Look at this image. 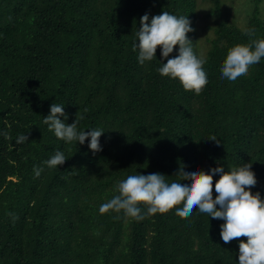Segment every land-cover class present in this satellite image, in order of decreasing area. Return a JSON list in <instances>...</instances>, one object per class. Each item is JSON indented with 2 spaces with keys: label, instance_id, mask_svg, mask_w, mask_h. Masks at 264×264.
Listing matches in <instances>:
<instances>
[{
  "label": "trees",
  "instance_id": "obj_1",
  "mask_svg": "<svg viewBox=\"0 0 264 264\" xmlns=\"http://www.w3.org/2000/svg\"><path fill=\"white\" fill-rule=\"evenodd\" d=\"M212 1L197 92L159 74L160 46L143 65L133 49L139 18L168 11L188 15L200 55L197 0H0V264H236L238 241L225 244L223 221L195 207L142 221L99 211L128 175H175L179 161L205 171L249 162L264 198V59L236 81L220 70L230 47L264 38L262 0H246L243 27ZM52 103L67 123L83 114L78 129L105 130L102 150L58 139L43 122ZM58 149L65 162L47 166Z\"/></svg>",
  "mask_w": 264,
  "mask_h": 264
},
{
  "label": "clouds",
  "instance_id": "obj_2",
  "mask_svg": "<svg viewBox=\"0 0 264 264\" xmlns=\"http://www.w3.org/2000/svg\"><path fill=\"white\" fill-rule=\"evenodd\" d=\"M192 31L194 29L188 15L162 11L150 16L146 12L139 18V28L135 32L133 44V49L138 51V63L143 65L156 58L157 46H160L161 59H167L163 63L159 60V74L178 79L186 91H201L209 78L205 67L207 57L195 53L187 35ZM246 34L255 37V29H247ZM176 45L177 55L169 58ZM262 59L264 38H253L250 43L236 44L228 49L221 63V75L229 81H236L247 75L250 66L258 64ZM83 119L84 115L81 114L72 123H67L68 115L64 105L52 103L43 122L58 139L81 145L87 139L90 150L101 151L100 137L105 130L91 127L87 128L88 131L85 128L78 129V124ZM208 139L219 143L215 136ZM27 141L26 133L15 139L16 144ZM65 160L64 153L58 149L45 163L49 167H58ZM42 171V167L34 168L36 176ZM185 173L191 179L185 178ZM213 176H218L215 183ZM256 183V176L249 162L227 169L222 164H217L205 171L199 166H187L179 161L175 175H166L160 171L128 175L126 179L119 181L118 194L101 204L99 211L123 212L127 217L142 221L147 215L163 213L173 204L184 214L193 212L195 207L200 213L207 214L208 218L223 221L220 236L225 244L238 241L236 264H264V198L259 191H252ZM141 204L146 206V212L142 210ZM242 236L247 239L240 240Z\"/></svg>",
  "mask_w": 264,
  "mask_h": 264
},
{
  "label": "rangeland",
  "instance_id": "obj_3",
  "mask_svg": "<svg viewBox=\"0 0 264 264\" xmlns=\"http://www.w3.org/2000/svg\"><path fill=\"white\" fill-rule=\"evenodd\" d=\"M197 2L199 5L196 24L197 50L200 55H203L208 47V38L213 36L212 25L215 17L210 14V9L213 6L212 0H197ZM251 6H253V3L248 2V8ZM246 7V0H222L221 11L223 17L228 15L231 20L238 22L237 24L243 27L245 25L242 21L243 11L247 9ZM259 9L261 15H264V0L260 2ZM241 21L242 23H240Z\"/></svg>",
  "mask_w": 264,
  "mask_h": 264
}]
</instances>
